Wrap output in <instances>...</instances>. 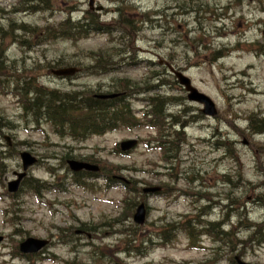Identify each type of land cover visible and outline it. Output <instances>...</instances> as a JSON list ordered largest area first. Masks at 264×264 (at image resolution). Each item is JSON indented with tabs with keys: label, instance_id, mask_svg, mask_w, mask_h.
I'll return each mask as SVG.
<instances>
[{
	"label": "rangeland",
	"instance_id": "rangeland-1",
	"mask_svg": "<svg viewBox=\"0 0 264 264\" xmlns=\"http://www.w3.org/2000/svg\"><path fill=\"white\" fill-rule=\"evenodd\" d=\"M87 20L101 29L77 40L55 29ZM0 49V116L8 122L0 132V264H232L235 256L264 264V132L250 123L264 119V0H0ZM102 57L117 67L95 70ZM164 62L213 100L216 115L187 100ZM75 65L83 70L74 76L51 74ZM27 74L49 89L92 96L122 85L144 90L133 97L134 115L141 116L144 96L161 97L163 115L183 110L186 128L176 131L171 118L156 127L135 118V125L80 142L59 137L47 124L30 123L19 106L23 90L15 81ZM170 133L176 150L165 154L171 149L161 141ZM132 139L133 148L116 150ZM23 150L39 160L27 170L37 182L11 194L6 184L21 170ZM70 158L91 159L105 174L64 182ZM146 187L161 191L144 195ZM139 203L143 223L133 220ZM190 220L198 233L206 224L218 233L190 239ZM30 237L49 239L39 259L10 256Z\"/></svg>",
	"mask_w": 264,
	"mask_h": 264
},
{
	"label": "trees",
	"instance_id": "trees-1",
	"mask_svg": "<svg viewBox=\"0 0 264 264\" xmlns=\"http://www.w3.org/2000/svg\"><path fill=\"white\" fill-rule=\"evenodd\" d=\"M23 1L24 5L31 3V1H42L43 3H45V0ZM19 28L24 29L21 25H19ZM95 29L101 28L97 27L96 22H89L88 20L84 23L72 22L70 24L69 21H66L65 23L57 26V31L66 33L60 34L61 36L73 40H77L83 35L85 36L90 30ZM32 43L33 42L31 41L27 42L28 49L32 46ZM106 54L104 52H100L98 55L105 56ZM102 58L103 59L99 58L96 60V62L100 63H98V65L94 67L95 70H97V67L105 65L108 68L110 66L114 67L110 64L104 63V57ZM53 62H55L56 66H63L65 64L63 60H57ZM53 62H49V65L52 66ZM81 70L83 69L81 68ZM155 75L158 76L159 74L156 73ZM32 79L33 76L27 74L24 76L23 81H21V79L19 80L20 82L15 81V84H20V87L23 90L22 97L20 99V102L22 103V109L24 113L30 118L31 123H34L36 125L40 123H46L50 126L53 132L60 137H70L73 141H81L93 134H101L105 131L116 130L118 128L127 126L130 127L137 124L135 116L133 114V110L130 106V101L128 99L129 96L135 93L133 91L134 87H130L128 85L117 86L118 88L114 87L113 89L120 93L117 97L101 99L92 96L91 93L85 95V91L75 92L72 90L60 91L58 89H49L44 86L38 85L37 83H33ZM118 83H122L121 80H119ZM150 88L151 87H148V89ZM134 95L135 94H133V96ZM158 99H160L159 102L157 99H154V97H148L147 106L149 109L147 111V114L152 115V117L164 116L162 111V105L164 104L163 98L160 97ZM184 117L185 115H183V113H181L178 117H171L173 118L172 124L182 127V123L185 119ZM147 119L152 118H144V120ZM164 119L166 118L164 117ZM151 121L152 123H154L153 120ZM250 123L252 124V129L256 133L264 132L263 118L251 117ZM4 125H8L7 121L2 116H0V131ZM168 135L171 136L172 134H167L165 136V139L162 140V143H164L165 145L169 144V149H171L170 152L166 150L165 154H172L176 150L174 147L176 142L175 139L169 138ZM226 149L228 150V146H226ZM64 157L62 159H64ZM28 180L33 181L34 183L37 182V180L32 177L27 178L24 182ZM32 188L36 190L37 187L34 184L32 185ZM83 225V229H88V227H85ZM172 227L173 226H171L170 229H172ZM184 228L187 229V231L184 232L190 239L200 234L198 233V230L196 226H194V223L192 221L188 224L186 223ZM201 229L203 230V232H207L209 234H213V232L218 233L217 229L210 226V224H206ZM258 230L260 231V229ZM223 234L225 236L228 235L226 233ZM227 237L223 241L231 245L232 241ZM232 247L233 246L231 245V248Z\"/></svg>",
	"mask_w": 264,
	"mask_h": 264
},
{
	"label": "water",
	"instance_id": "water-1",
	"mask_svg": "<svg viewBox=\"0 0 264 264\" xmlns=\"http://www.w3.org/2000/svg\"><path fill=\"white\" fill-rule=\"evenodd\" d=\"M92 3H93V0H89V4L91 5ZM75 70H76V68H73V67L60 68V69L55 70L54 73L59 74V75H68V74H72ZM176 76L178 77L180 83H182L185 86V88L189 91L188 98L191 100L198 101L204 105V108L202 109V111L204 113H206L208 115H214L216 113V109L214 107L213 101L207 95H205V94L199 92L197 89H195L191 85L188 77H186L185 75H183L180 72H176ZM134 144H135V140H128V141L121 143V148L123 150H126V149H129L130 147H132ZM21 158H22L24 169L28 165L32 164L35 161V159L33 157H31L29 155V153H26V152L21 153ZM68 163L73 170H78L81 168L92 169V170L97 169L96 166L90 165L88 163L78 162L75 160H69ZM22 175H23V173H19L18 174L19 178ZM18 182H19V179L11 182L10 187H9L11 191L16 190ZM145 190L154 191L156 189L155 188H147ZM144 219H145V209H144L143 204H140L137 207V210L133 215V220L137 223H143ZM45 243H46V241H43V240H36V239L33 240V239L29 238L21 244V249L22 250H28V251H36ZM72 264H74V263H72ZM239 264H248V263H246L244 261H239Z\"/></svg>",
	"mask_w": 264,
	"mask_h": 264
}]
</instances>
